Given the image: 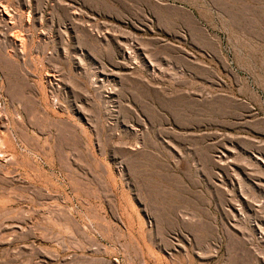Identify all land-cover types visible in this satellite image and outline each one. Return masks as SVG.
<instances>
[{
	"label": "rangeland",
	"instance_id": "1",
	"mask_svg": "<svg viewBox=\"0 0 264 264\" xmlns=\"http://www.w3.org/2000/svg\"><path fill=\"white\" fill-rule=\"evenodd\" d=\"M0 264H264V0H0Z\"/></svg>",
	"mask_w": 264,
	"mask_h": 264
},
{
	"label": "bare ground",
	"instance_id": "2",
	"mask_svg": "<svg viewBox=\"0 0 264 264\" xmlns=\"http://www.w3.org/2000/svg\"><path fill=\"white\" fill-rule=\"evenodd\" d=\"M151 2H153V0H150ZM146 2H149V1H146ZM155 2V1H154ZM160 4L161 5V7L162 6H166V8H168L169 10H176L178 7H177V5H176V8H175V4H174V6L173 5H166V4H162V2H155V4ZM151 4V3H150ZM171 4V3H170ZM173 4V3H172ZM152 5V4H151ZM158 6V5H157ZM156 6V7H157ZM173 6V7H172ZM155 7V8H156ZM158 7H160V6H158ZM160 7V8H161ZM150 8V7H149ZM162 8H164V7H162ZM180 8H182V7H180ZM179 8V9H180ZM167 9V10H168ZM163 10V9H162ZM165 10V9H164ZM157 11V10H156ZM168 12V11H167ZM161 13V12H160ZM169 13H170V11H169ZM234 97V96H233ZM224 98V97H223ZM227 99V98H226ZM239 99L240 98H233V99H230L229 98V100L227 99L226 101H223L222 103L224 104L223 106H224V110H226V111H224V112H226L228 115H233L232 117H234V116H236L237 118H245V119H247V118H251V119H256L258 116H259V114L258 113H255V111H253L252 110V106L250 107V105H248V104H245V103H242V102H240L239 101ZM241 101H243V100H241ZM245 102V101H244ZM219 103V102H218ZM220 107V106H219ZM224 115V114H223ZM228 117V116H227ZM257 120V119H256ZM250 121V120H249ZM241 122V121H240ZM248 122V121H247ZM250 123V122H249Z\"/></svg>",
	"mask_w": 264,
	"mask_h": 264
}]
</instances>
